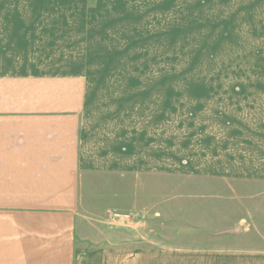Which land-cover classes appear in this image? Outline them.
Returning a JSON list of instances; mask_svg holds the SVG:
<instances>
[{"label": "crops", "instance_id": "1", "mask_svg": "<svg viewBox=\"0 0 264 264\" xmlns=\"http://www.w3.org/2000/svg\"><path fill=\"white\" fill-rule=\"evenodd\" d=\"M90 2L0 0V264H164L158 239L149 241L147 235L117 237L109 224L107 231L92 224L95 236L85 237L83 212L100 186L96 180L124 192L133 172L139 180L155 182L157 168L147 172L140 166L163 161L162 150L155 144L147 148L141 133L133 138L130 122L110 126L102 116L92 118L83 62L58 55L85 51L87 22L98 27L94 22L100 20V0H94L95 8ZM109 3L110 13L120 15L123 0ZM219 4L227 7L218 14L222 23H212L210 16L205 28L219 26L220 37L227 36L230 45L236 41V51L251 46L248 51L264 53V0ZM115 15L111 20L124 19ZM244 81L255 86L237 88L242 96L233 94L221 103L231 106L236 120L219 125L213 146L220 156L204 159L209 164L219 160L215 176L237 187L242 181L264 185V77ZM248 111L259 118L255 125L243 123ZM226 113L220 112L221 120ZM148 210L140 211L143 215L129 222V229H157L160 212ZM188 260L264 264V254H195Z\"/></svg>", "mask_w": 264, "mask_h": 264}, {"label": "rangeland", "instance_id": "2", "mask_svg": "<svg viewBox=\"0 0 264 264\" xmlns=\"http://www.w3.org/2000/svg\"><path fill=\"white\" fill-rule=\"evenodd\" d=\"M100 2L98 27L87 22L85 51L58 55L83 62L92 118L102 116L110 126L130 122L133 138L141 133L147 148L162 150L163 161L140 166L157 168L155 182L133 172L122 193L96 180L101 190L95 186L85 202V237L95 236L92 224L105 231L109 224L117 237L147 235L158 239L164 264L194 263L188 259L195 254H264V185L242 181L237 187L215 176L219 160H204L220 156L213 141L221 122L236 120L221 103L242 96L237 88L255 86L245 78L264 77V53L248 51L251 46L236 51L235 39L227 43L219 26L205 28L210 16L222 23L218 14L227 7L219 0L211 6L205 0H123L121 20H111L109 0ZM248 112L243 123L260 121ZM153 209L160 212L157 229H129L140 211Z\"/></svg>", "mask_w": 264, "mask_h": 264}]
</instances>
